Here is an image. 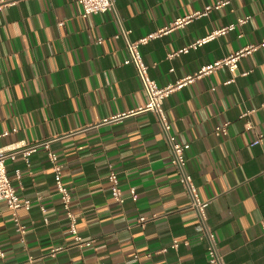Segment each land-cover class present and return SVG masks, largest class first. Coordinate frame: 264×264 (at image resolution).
I'll list each match as a JSON object with an SVG mask.
<instances>
[{
	"label": "crops",
	"instance_id": "crops-1",
	"mask_svg": "<svg viewBox=\"0 0 264 264\" xmlns=\"http://www.w3.org/2000/svg\"><path fill=\"white\" fill-rule=\"evenodd\" d=\"M0 1L9 3L0 7V148L51 140L71 189L77 230L92 241L79 246L74 240L55 169L41 147L30 154V167L22 155L6 161L13 186L31 208L18 211L27 227L22 240L0 202V264H210L157 116L102 121L147 101L135 65L125 62L122 27L137 40L224 0H117L115 11L87 17L77 0ZM231 24L224 35L171 56ZM263 41L264 0H231L140 51L150 77L163 87ZM238 70L235 76L219 67L196 77L171 93L164 108L171 133L190 144L186 170L207 203L225 263L264 264V46L241 57ZM225 122L228 133L216 135ZM260 134L262 141L251 146ZM110 168L118 173L122 204L113 199Z\"/></svg>",
	"mask_w": 264,
	"mask_h": 264
},
{
	"label": "built area",
	"instance_id": "built-area-1",
	"mask_svg": "<svg viewBox=\"0 0 264 264\" xmlns=\"http://www.w3.org/2000/svg\"><path fill=\"white\" fill-rule=\"evenodd\" d=\"M231 0H224L216 3L215 5H209L205 7L204 11L197 12L192 16H188L183 19H177L174 23L165 29H161L160 31L150 33L144 37H141L137 40L129 39L130 30L122 27L121 34L124 36L126 40V46L129 52V57L125 60L126 63H133L138 71V74L142 80L144 90L147 94V101L144 105L133 109L128 112L118 113L104 119L103 123L110 122H120L125 117L129 115H134L136 113L143 112H151L154 113L161 125L162 132L164 133L167 142L170 148L171 154V162L176 167L179 173V181L186 189L189 198H190V208L196 214V230L198 231L199 238L206 242V254L207 259L210 264H226L224 260V256L219 250L218 241L214 231L208 224L207 214H206V201L203 200L192 181L191 175L186 170V157L185 153L190 148V144L188 142H183L178 140L175 135L171 133V123L168 120L164 108V100L174 91L183 87L184 85L191 83L196 77H200L204 74L211 72L213 69L219 67H226L233 75H238V64L241 57L252 53L257 48L264 46V41L257 45H247L242 49H239L235 53L225 57L224 59L215 61L212 64L203 67L201 71L195 75V77H187L182 81H178L176 83L168 84L166 86H159L158 83L152 79L148 73V65L144 62L142 58V54L140 51V47L144 44H147L151 39L156 37H160L161 35L168 33V31L172 30L175 27H181L189 20H191L195 16L207 15L213 8L218 9L224 5L230 3ZM77 2L82 6L83 12L82 16L87 17L91 14L105 13L108 11L116 10V2L117 0H77ZM9 4L6 1H0V7L2 5ZM248 18L239 19V24H244L248 21ZM235 28L234 24L228 25L227 27L217 29L212 31L209 35L205 37H201L197 39L194 43H192L189 47H185L183 49L178 50L176 53L171 54V56L176 55L178 53L187 52L190 48H196L198 46L203 45L205 42L210 41L218 36L224 35L228 31H231ZM248 72L241 73L240 75H247ZM250 112L245 111L240 116L244 118L248 116ZM228 122L218 124L215 127V133L218 136L226 135L228 133ZM247 128H251V126H247ZM262 135H258L257 138L251 142V146H254L262 141ZM51 140L35 143L32 145H9L3 148H0V202H4L9 210L12 213L13 223L21 235V239L24 240L25 233L27 231L26 225L23 223L18 211L20 208H25L29 210L31 208V202L29 200H21L19 194L17 193L15 187L13 186L12 180L10 179L7 171L6 161L8 159L15 160L18 155H22L26 165L30 167L29 156L33 152L37 151L39 148L43 147L47 150L48 159L55 169V186L57 193L60 195L62 206L65 211L66 218L69 220V228L70 232L74 237V240L78 243L79 246H90L92 241H84L82 236L79 234L76 225V215L73 213L71 209V189L64 183L62 178V165L57 162L58 157L56 153H54L50 149ZM16 176L18 178L21 177V170H15ZM107 179L110 183V190L113 196V199L116 203L122 204L125 201V197L123 196L121 187H120V179L118 173L110 168ZM131 197L136 199L137 195L134 189L131 190ZM41 210L45 212V207L41 206ZM47 220V219H46ZM146 220L145 217H140L139 222H144ZM180 242L177 239H174L172 242V248H178ZM185 244H188L185 241ZM61 248L57 247L52 250L51 255L54 256L57 251ZM0 256L4 257V253L0 251ZM141 264V263H139Z\"/></svg>",
	"mask_w": 264,
	"mask_h": 264
}]
</instances>
